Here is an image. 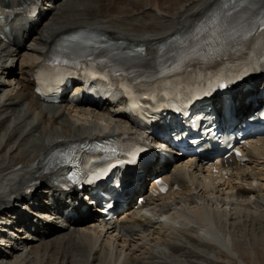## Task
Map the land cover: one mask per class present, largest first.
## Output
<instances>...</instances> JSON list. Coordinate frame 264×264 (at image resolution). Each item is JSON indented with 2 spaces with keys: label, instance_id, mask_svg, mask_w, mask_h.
Segmentation results:
<instances>
[{
  "label": "bare ground",
  "instance_id": "6f19581e",
  "mask_svg": "<svg viewBox=\"0 0 264 264\" xmlns=\"http://www.w3.org/2000/svg\"><path fill=\"white\" fill-rule=\"evenodd\" d=\"M23 1L9 0L13 6ZM178 1L180 6L170 11L162 7L165 0H46L42 11L51 6L41 26L22 28L14 46L0 42V58L6 69L15 65L8 78L0 80V207L15 208L40 180L55 181L62 167H51V158L65 144L125 131V121L116 117L117 111L46 106L39 101L33 76L55 42L79 31L103 30L116 41L146 45L147 55L154 56L173 36L183 33L178 44L192 43L178 49L176 67H180L193 56L204 61L210 50H219L224 31L227 39L246 33L249 26L240 20L249 4L256 2ZM71 3L79 5L71 7ZM227 3L242 11L218 19L208 31L206 44L193 40V34L203 31L204 20ZM116 9L118 15H108ZM145 16L150 19L145 20ZM257 43L264 44V40ZM259 53L255 46L250 62H257ZM178 86L187 88L183 83ZM35 135L39 139L36 144L32 139ZM47 135L52 136L47 139ZM4 140L10 147L8 154H3ZM246 153V163H230L227 180L213 178L210 166L203 167L193 159L179 160L165 175L173 187L167 195L153 198L111 223L98 217L91 222L64 221L68 203L57 193V207H48L49 190L44 186L35 198L47 200L42 210L50 214L51 222L37 219L38 229L34 233L26 229L17 249L0 253V264H203L209 258L220 264L214 255L222 253H228L230 264H256L257 248L264 247V139L252 141ZM146 207L148 211H144ZM61 208L64 211L58 216ZM235 245L244 246V250L247 246L253 262L241 257Z\"/></svg>",
  "mask_w": 264,
  "mask_h": 264
},
{
  "label": "rangeland",
  "instance_id": "374dc122",
  "mask_svg": "<svg viewBox=\"0 0 264 264\" xmlns=\"http://www.w3.org/2000/svg\"><path fill=\"white\" fill-rule=\"evenodd\" d=\"M74 4V5H73ZM75 5H79V4H76V3H71V7H74ZM106 5L108 6V3H106ZM180 6V2L178 1V0H165V3H164V5L162 6L163 7V9H165V10H170L171 11V9L174 11V9L175 8H178ZM123 7V4H121L120 5V7L118 8L119 10L121 9ZM118 9H116L115 11H113V13H111V12H109V13H111V14H108V15H110V16H112V15H118L119 13H120V11H118ZM117 12V13H116ZM119 12V13H118ZM172 14V12L170 13V15ZM150 16H153V15H151V14H149ZM150 19V17L149 16H145V20H149ZM70 20H72V19H70ZM69 21V20H68ZM13 68H15V67H13ZM10 69V68H9ZM11 73V72H10ZM10 115H13V114H10ZM10 115H9V117H10ZM13 122L15 121L14 120V118H13V120H12ZM11 121V126L13 125V122ZM78 122V121H77ZM37 135V134H36ZM35 135V137L34 136H32V139H33V142L36 144V143H38L39 142V139H37V136ZM52 135H47V139H49L50 137H51ZM31 137V136H30ZM2 142V141H1ZM1 142H0V144H1ZM3 145H2V148H4V152H3V154H5V153H7L8 154V152L10 151V147L7 145L6 146V140H4L3 141V143H2ZM10 145V144H9ZM6 146V147H5ZM15 148H18L19 147V145L17 144V145H15L14 146ZM235 248H236V250L240 253L239 255L241 256V257H243L244 259H246L247 261H252L253 262V255H252V253H251V251L247 248V246H245V249L246 250H244L243 248H244V246L243 247H236V245H235ZM258 252H257V258H258V263H256V264H264V247L263 246H259L258 248ZM214 256H216V257H218L219 258V263L221 262V263H223V264H228L229 262L227 261V260H229V255H228V253H222L221 255H214ZM221 256H222V258H221ZM214 260H216V259H212V258H209L208 259V261H207V263H203V264H215V263H213V261ZM228 263H227V262ZM2 262V260H0V263ZM220 263V264H221ZM230 264V263H229Z\"/></svg>",
  "mask_w": 264,
  "mask_h": 264
},
{
  "label": "snow or ice",
  "instance_id": "6c2138e0",
  "mask_svg": "<svg viewBox=\"0 0 264 264\" xmlns=\"http://www.w3.org/2000/svg\"><path fill=\"white\" fill-rule=\"evenodd\" d=\"M262 23H264V20H262ZM135 160H136V155L135 154H133V157H132V162H135ZM97 178H98V176H97ZM92 181H89V183H91Z\"/></svg>",
  "mask_w": 264,
  "mask_h": 264
}]
</instances>
